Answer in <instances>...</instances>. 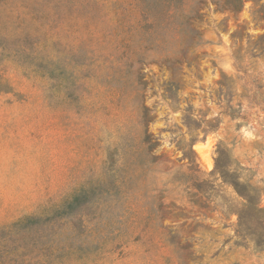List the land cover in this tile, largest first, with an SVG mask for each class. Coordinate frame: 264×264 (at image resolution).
Instances as JSON below:
<instances>
[{"label": "rangeland", "instance_id": "1", "mask_svg": "<svg viewBox=\"0 0 264 264\" xmlns=\"http://www.w3.org/2000/svg\"><path fill=\"white\" fill-rule=\"evenodd\" d=\"M230 3L0 0V264H264V0Z\"/></svg>", "mask_w": 264, "mask_h": 264}, {"label": "bare ground", "instance_id": "2", "mask_svg": "<svg viewBox=\"0 0 264 264\" xmlns=\"http://www.w3.org/2000/svg\"><path fill=\"white\" fill-rule=\"evenodd\" d=\"M206 144H208V141L207 143L205 142L204 144H198L196 146V151H197V154L199 156V160L205 164H208V160H207V157H208V151H206ZM210 164V163H209Z\"/></svg>", "mask_w": 264, "mask_h": 264}, {"label": "trees", "instance_id": "3", "mask_svg": "<svg viewBox=\"0 0 264 264\" xmlns=\"http://www.w3.org/2000/svg\"><path fill=\"white\" fill-rule=\"evenodd\" d=\"M240 0H233V3L226 4L227 8H229L232 12H236L239 8Z\"/></svg>", "mask_w": 264, "mask_h": 264}]
</instances>
